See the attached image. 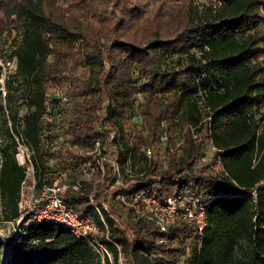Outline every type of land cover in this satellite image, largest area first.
Returning a JSON list of instances; mask_svg holds the SVG:
<instances>
[{"label":"trees","instance_id":"16d2710c","mask_svg":"<svg viewBox=\"0 0 264 264\" xmlns=\"http://www.w3.org/2000/svg\"><path fill=\"white\" fill-rule=\"evenodd\" d=\"M58 1L0 0L1 31L23 29L14 51L18 74L31 77L36 85L30 100L35 108L26 116L24 134L41 175L39 186L51 183L56 175L48 166L54 155L43 144V137L54 133V113L48 111V103L52 110L59 103L58 96L50 93V81L83 61L88 71L83 80L84 107L69 122V134L83 152L90 151L97 138L107 145L114 135L123 142L122 168L130 154L134 163L143 160L146 172L141 187L157 197L185 186L208 197H227L210 202L202 235L188 223L164 232L135 218L132 211L130 223L118 209H104L109 236L119 246H111L113 263L103 261L61 225L42 222L23 226L13 239L0 237V264L3 256L7 264H120V255L128 264H264V124L260 127L258 118L264 103V75L258 62L264 55L260 44L264 0H207L202 8L192 0H178L183 3H176L170 14H163L170 0H155L158 6L150 26L146 14L152 0H66L70 5ZM81 19L93 22L84 24ZM175 54L182 60L166 70L164 62ZM139 94L146 100L148 132L143 141L159 145L169 156L166 169L159 162L148 168L142 143L130 142L129 120ZM2 98L0 81V196L4 219L17 220L25 169L17 161L15 136L3 120ZM201 101L212 117V131L195 140L189 125L201 123ZM164 118L170 127L178 124L183 129L180 156L158 143ZM210 139L222 150L228 177L207 174L208 166L191 170ZM112 183L107 178L94 190L86 182L83 190L68 191L65 201L82 214L92 212L90 195L103 206V195ZM100 226L105 230L101 221ZM186 241L193 244L191 254L186 252Z\"/></svg>","mask_w":264,"mask_h":264},{"label":"built area","instance_id":"2783aa9c","mask_svg":"<svg viewBox=\"0 0 264 264\" xmlns=\"http://www.w3.org/2000/svg\"><path fill=\"white\" fill-rule=\"evenodd\" d=\"M0 81L3 83L2 78ZM1 89L5 92L4 86H1ZM58 99V107L54 110L48 103V111L54 113V133L43 137V144L51 148L54 155L48 162L50 169L56 171L51 183L39 186L41 175L34 152L15 136L18 143L17 161L25 169V176L21 182L17 200L19 212L17 221L20 224V230L23 226L32 223H57L76 237L83 239L103 261L109 259L112 263L114 255L111 246H118V244L109 236V226L105 220L104 209L109 210L110 207L116 209L118 207V212L127 220L130 219L129 213L132 211L135 218L145 219L164 232L183 222L193 225L199 235L203 234L207 227V210L210 202L220 196L227 197V194L208 197L202 190H192L185 186L175 188L164 198L157 197L155 193L141 187L140 178L144 176L146 169L136 171L131 154L126 160L125 168L123 169L120 165L119 151L122 149L120 138L112 135L107 145H104L101 138H97L93 148L87 153L83 152L69 134L70 121L64 116L69 109V98L66 93H62L59 94ZM201 105L204 114L201 123L197 126L189 125L195 140H200L202 135H211L212 131V117L206 115L208 108L203 103ZM135 108L136 106H134V114L129 121L134 119V122L131 123L141 124L144 129V126L146 127L145 116L137 112ZM160 128L158 143L163 147L168 146L171 153L180 156L183 139L173 146L171 128L165 118L162 120ZM131 132L132 130H130ZM129 137L130 142L134 144V137L131 135ZM139 142L135 143L140 145L141 142ZM141 147L144 156L148 159V168H154L156 162H159L160 146L141 144ZM221 152L222 150L210 139L202 153L193 161L191 170L208 166L215 168L216 174L228 177V173L222 166ZM65 161L68 163H64ZM1 164L2 156L0 154V167ZM107 178L112 179L113 183L103 195L105 200L103 206L96 204L94 194H91L88 200V204L93 205L92 212L82 214L75 207L66 203L65 196L68 191H81L85 188L86 182H91L95 190V187ZM100 221L105 225V230L101 228ZM199 242H201V238ZM121 258L120 255V264H122Z\"/></svg>","mask_w":264,"mask_h":264},{"label":"rangeland","instance_id":"374dc122","mask_svg":"<svg viewBox=\"0 0 264 264\" xmlns=\"http://www.w3.org/2000/svg\"><path fill=\"white\" fill-rule=\"evenodd\" d=\"M196 7L202 8V5L207 0H192ZM151 6L149 8V12L146 14V23L148 26L152 24V17L153 12H155L153 9L158 6V3L156 5V1H151ZM59 4H68L70 5L69 1L66 0H59ZM176 3H183V1L178 0H170L168 2V5L163 11V14H170V11L174 7ZM262 8V15L264 16V4L261 6ZM101 15V12L98 13ZM81 21L84 24H87L88 22H93V20L88 19H81ZM264 21V20H263ZM166 22V21H164ZM1 25V22H0ZM98 26V24L96 23ZM1 31V29H0ZM23 29L18 28L17 26H14L12 28L5 27L3 31L0 32V63L2 65V82L1 86H4L5 92L3 91V105H4V111H3V120L8 121V127L11 129V132L16 136V138L19 139V141L26 145L29 149H31V146L27 142V139L24 134L25 129V119L29 112L34 110V106H30V100L34 97L36 94V85L34 84V81L31 77L28 76H21L18 74V58L15 55L14 51L21 43L22 37H23ZM260 44L264 46V36L260 40ZM181 58V59H179ZM53 57H50V60H52ZM178 60H182L181 55L175 54L174 56L170 57L169 61L164 62V68L166 70H172L177 63ZM258 62L263 69L260 73L264 75V55L260 56L258 59ZM88 74L87 66L85 63L80 61V64L78 67L73 68L69 72H66L65 74L56 77L55 79L51 80L50 83L52 85V90L50 93L54 96H59V94L66 93L69 98V109L68 112L64 115L68 121H71L75 118L76 114L83 110L84 107V91H83V80L86 78ZM145 98L143 94L137 95L136 99V110L137 112H140L141 115L144 114L145 120H146V107H145ZM166 100L162 99L161 101V107L164 106ZM136 112V115H137ZM15 118L16 122L13 123V119ZM260 127L264 124V103L262 104L260 114L258 115ZM134 120V119H133ZM133 120L130 121V130L129 136L134 137V143L135 142H141L142 144H146L145 140L143 139L147 138V126H143L131 123L134 122ZM171 128V142L173 146H176L178 143L181 142L183 139L184 141V133L183 129L180 125L174 124ZM139 140V141H138ZM139 142V143H140ZM3 143V140L0 139V151H1V145ZM121 141V146H122ZM32 150V149H31ZM1 154V153H0ZM173 155V153L171 154ZM162 154L160 152L158 154L159 158V164H161V169H166L169 166V156ZM77 161V159H75ZM64 163H68L65 161ZM74 163V161H73ZM145 163L143 160H138L135 163L136 171H142V169L146 166H144ZM216 169L215 168H208L206 173L207 174H215ZM119 213V212H118ZM125 219V217H124ZM130 223H132L131 218L129 219ZM20 224L17 220H5L3 215V206L0 204V237L3 240H10L13 239L19 232H20ZM182 240V238H180ZM166 240V239H165ZM168 240V239H167ZM166 240V241H167ZM186 252L188 254H191L193 250V244L190 241H186ZM247 249V247H246ZM244 254H247V251H245ZM189 256V255H188ZM3 264H7V257L3 256ZM122 264H128V259L121 258Z\"/></svg>","mask_w":264,"mask_h":264},{"label":"crops","instance_id":"0c3cea01","mask_svg":"<svg viewBox=\"0 0 264 264\" xmlns=\"http://www.w3.org/2000/svg\"><path fill=\"white\" fill-rule=\"evenodd\" d=\"M117 209H118V207H117Z\"/></svg>","mask_w":264,"mask_h":264}]
</instances>
